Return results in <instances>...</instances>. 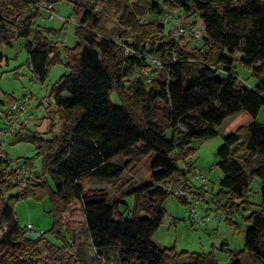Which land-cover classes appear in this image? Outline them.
<instances>
[{"label":"trees","instance_id":"trees-1","mask_svg":"<svg viewBox=\"0 0 264 264\" xmlns=\"http://www.w3.org/2000/svg\"><path fill=\"white\" fill-rule=\"evenodd\" d=\"M39 1L0 0V23L26 39L28 63L40 82L51 65L64 64L67 71L50 88L63 125L59 135L53 133L54 120L45 136L23 124L13 134L15 142L33 143L35 156L42 161L40 173L32 171V157L11 166L0 151V217L7 222L0 236V264H85L74 248L72 224L64 219L72 199L81 203L98 253L118 245L122 258L138 264H167L165 254L185 255L173 247L159 248L152 240L166 214L164 202L172 195L158 183L187 184L194 167L188 161L196 150L192 143L217 137L228 118L216 151L223 176L212 199L230 221L241 209H249L252 180L262 181L259 208L246 216L244 247L231 252L229 264H264V120H258L264 108V0H100L117 15L121 40L108 38L94 5L64 0L74 4L76 14L79 8L83 12L73 27L74 45L63 48L48 37L53 28L34 26L38 13L32 5ZM177 11L197 14L202 20L199 39H176L167 32L162 18ZM189 41L201 44L189 47ZM120 42L134 53L125 55ZM143 54L165 61L161 69L150 72L151 79L133 77L136 68L147 65ZM237 60L251 69L253 83L238 77ZM6 63L7 57L0 53V65ZM8 126L9 122L1 129ZM116 157L127 161L121 165ZM146 158H150V180L139 184L129 180L120 194L132 195L130 204L118 196L108 197L100 188L83 189L85 176L117 181L128 164ZM19 166L29 171L24 186L15 178ZM16 186L19 192L6 197ZM203 188L195 193L205 199ZM29 195L49 197L50 232L59 244L25 236L14 204ZM177 199L188 204L185 198ZM183 264H217V258L212 251L200 252Z\"/></svg>","mask_w":264,"mask_h":264},{"label":"rangeland","instance_id":"rangeland-1","mask_svg":"<svg viewBox=\"0 0 264 264\" xmlns=\"http://www.w3.org/2000/svg\"><path fill=\"white\" fill-rule=\"evenodd\" d=\"M38 1V0H37ZM41 2H44L40 0ZM39 1V2H40ZM77 3L87 7L94 5L96 12L105 26L106 34L111 40H121L119 37V27L117 23V15L109 9L102 6L100 0H75ZM53 5L55 13L58 17L51 20H43L41 16H36L34 26H45L54 29L48 34L50 40L63 48L64 46H73L76 40L73 25L64 23L61 17L74 16L77 20L83 8H79V13L74 12V4L71 1L54 0L50 2ZM171 14V13H170ZM173 15L181 16L188 23L197 22L203 27V22L198 18L197 14L186 16V13L177 11ZM189 39V37H186ZM28 39H31L28 38ZM26 39L17 38L15 31L0 23V53L7 57V63L0 65V129L7 126L8 120L11 117V112L6 116L8 110L13 106L8 103L20 100L23 95L28 94L29 104L24 114L23 127L32 131H38L44 135L48 129L51 120H54L55 128L53 133L59 135L63 125V120L56 113L57 107L54 104V99L50 95V88L57 82L59 77L67 70L63 63L58 62L51 65L48 69L47 77L43 82H40L33 74L28 63L27 51L24 47ZM201 42L189 41V47ZM236 57L242 56L241 51H236ZM235 63V70L238 77L242 80H247L250 84L253 83L250 78L251 69L241 64L239 61ZM112 99L115 103H119L118 98L113 95ZM230 118L226 119L224 124ZM258 120H264V108L260 110ZM219 129V134L215 138L207 139L201 142H193L192 146L196 148L195 153L188 159L193 162V171L187 174V191L190 199L197 197L198 211L202 216H206L205 225L191 224L188 219V204H182L177 196L170 195L164 202L166 214L162 224L154 232L152 240L159 248L173 247L176 252H185V255L174 257L170 254L164 255V260L167 264H183L194 259L195 253L214 252L217 258V264H229L233 251H238L244 247V235L247 228L246 216L259 208L261 202L260 186L262 181L254 178L251 182L248 199L250 201L249 209H241L229 220V217L222 209H218L213 195L219 189V181L223 174L217 167L218 155L217 149L222 145L223 126ZM182 128L184 126L180 124ZM21 127L15 128L17 132ZM21 130V129H20ZM13 134L15 135V133ZM10 135L5 138V143L0 146L2 154H6L7 161L10 160L11 166L22 164L27 157H32V171L35 173L41 172V158L35 156V147L33 143L21 141L15 142V136ZM115 161L124 165L127 161L124 158L116 157ZM150 158H146L139 164H128L122 177L117 181H105L98 178L85 176L82 179L83 189L100 188L106 192L108 197L118 196L124 203L130 204L133 197L130 194L120 195L128 186L129 180L139 184L150 180L149 175ZM181 165L183 163L181 162ZM199 170L207 181L203 185L206 191L205 199L198 195L196 189L202 186L198 180L194 178V173ZM48 182L53 186L52 179L47 174ZM20 190L16 186L10 190L6 197L10 194H16ZM120 195V196H119ZM185 198V199H186ZM186 199V200H188ZM189 202V201H188ZM120 204V209L123 210L125 205ZM3 204V199H0V206ZM15 216L19 225L24 228L25 236L36 239L42 238L51 243L59 244L60 241L50 232L52 224V215L50 212V202L48 196L37 198L29 195L25 198H20L14 204ZM66 222H70L73 227V244L78 253L79 258L85 264H138L131 258H122L118 251L119 246H112L98 253L93 247L91 238L86 229L85 216L79 200L72 199L67 206V211L64 213ZM7 222L3 217H0V236L6 229ZM223 243H226L225 250L221 249ZM41 249L44 253L47 252L45 242H41Z\"/></svg>","mask_w":264,"mask_h":264},{"label":"built area","instance_id":"built-area-1","mask_svg":"<svg viewBox=\"0 0 264 264\" xmlns=\"http://www.w3.org/2000/svg\"><path fill=\"white\" fill-rule=\"evenodd\" d=\"M32 9L37 11V16H41L43 20H51L55 17H58V15L55 13V10L53 8V5L50 2H35L32 5ZM61 20L63 23H68L70 25L76 26L78 25V20L74 16H66L61 17ZM162 22L164 23L167 32L174 38L179 39L184 36H191L194 39H199L203 32V27L200 24L193 25L188 22H184L181 18L170 14L165 13ZM121 43V42H120ZM123 51L125 55L133 54L134 50L125 44H122ZM143 57L145 58L146 66H142L140 68L135 69V73L133 77H136L137 75H141L144 78H150L151 71L152 70H159L161 69L165 61L160 56H147L146 54H143ZM172 60H175V57H172ZM151 79V78H150ZM149 79V80H150ZM29 95H25L20 100H17V102L13 105L11 108V117L9 118V128L8 129H0V146H3L5 143V138H8L10 135L13 134L15 128L20 127L23 123L24 114L26 112L27 106L29 104ZM18 184L20 186H24L26 184L27 179L29 178V171L23 167H18V173L15 177ZM194 178L198 180V182L203 186L206 184L207 179L201 175L199 170H196L194 173ZM161 185L164 189H166L168 192H170L172 195L180 197V198H186L189 194L187 191V184L186 182H179V183H172L171 181L167 182H161L158 183ZM188 199V198H186ZM188 219L191 224L195 225H205V221L207 219L206 216H202L199 214L198 211V198L192 197L188 199Z\"/></svg>","mask_w":264,"mask_h":264}]
</instances>
